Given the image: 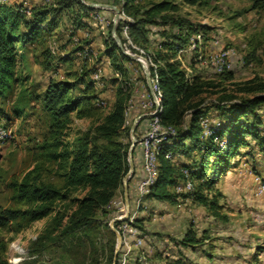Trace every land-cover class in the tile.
Segmentation results:
<instances>
[{
  "label": "trees",
  "instance_id": "16d2710c",
  "mask_svg": "<svg viewBox=\"0 0 264 264\" xmlns=\"http://www.w3.org/2000/svg\"><path fill=\"white\" fill-rule=\"evenodd\" d=\"M95 1L122 2L123 11L133 17L130 33L134 40L146 49L152 47V51L147 53L156 64L151 66V74L158 76L162 93L160 117L165 126L175 129L159 152L158 176L147 196L171 202L180 196L191 197L208 207L213 215L224 217L219 202L224 194L216 186L220 174L233 166L232 160L236 156L243 153L252 155L256 147L264 154V117L258 111L259 106L264 105V76L255 74L237 80L235 67L223 72L214 70L215 75L209 77L193 68L191 76H188L181 60L175 58L178 50L188 46L191 37L197 33L206 38L216 36L213 26L194 21L182 12L183 4L210 5L211 0ZM24 5L23 2L0 0V110L1 100L18 84L23 85L29 80L23 69L30 55L29 44L39 42L43 32L57 27L64 13L69 14L76 28L84 26L83 17L90 16L93 10L81 0H40L32 6V14L28 15L23 10ZM250 8L263 10L264 0H251ZM123 22L121 20L117 28L122 38ZM152 33L156 34L155 38ZM251 44L252 48L243 55L245 63L262 58L259 51L261 42L253 44L251 41ZM117 48L111 36L105 39V53L115 54ZM43 51L44 62L47 68H52L53 77L49 78L45 90L36 96L28 90L29 86H22L19 92L23 93L13 108L16 115H21L31 101L28 96L42 101L49 120L48 132L40 146L44 159L37 161L22 179L11 184L14 199L24 206L1 207L0 226L13 223L22 226L23 223L51 217L46 230L33 241L45 246L50 240L61 245L68 257L62 264H100L103 249L109 250L107 264H112L116 246L114 232L111 230L113 238L106 244L102 235L93 236L95 231H100V219L109 220L114 214L111 202L122 190L123 178L129 169L130 128L135 116H131V122L127 124L125 109L133 89L125 83L129 77L119 79L109 76L108 81L116 84L110 109L104 116H97L75 140H71L73 113H79L78 118L83 117L84 103H91L94 97H98L89 90L95 88V82L84 62L83 71L78 72L75 80L55 78L53 53L48 47ZM200 52L195 54L196 61H199ZM121 55L130 60L125 54ZM113 63L124 76L128 74L122 63ZM87 76H90L88 82ZM141 77L145 79L144 75ZM78 83H84V88L74 93L72 89ZM105 98L110 99L108 96ZM5 115L10 119L8 113ZM211 115L218 117L219 122L210 124L211 133L206 136L202 119ZM144 121L142 119L135 128L138 138L142 128L145 129ZM249 137L255 142H251ZM222 139L225 140L224 146L220 145ZM243 147L248 149L242 152ZM168 151H173L175 156L168 157ZM194 151L197 153L192 155ZM139 152L142 153L140 140L133 149L135 167ZM180 156L188 158L180 159ZM184 168L190 170L188 176ZM135 173L136 168L128 181L132 204L136 196L131 186ZM188 177L194 181L193 190L177 191L176 186ZM262 180L264 182V172ZM78 191L83 194H75ZM73 203L77 204L76 207L68 210ZM141 220L138 218L136 222L140 226ZM87 241L93 245L91 250ZM180 242L192 246L201 242L193 224ZM122 252L123 248L118 253L116 264L121 263ZM133 256L135 264H142L139 249ZM0 264H8L5 257L0 256Z\"/></svg>",
  "mask_w": 264,
  "mask_h": 264
},
{
  "label": "rangeland",
  "instance_id": "374dc122",
  "mask_svg": "<svg viewBox=\"0 0 264 264\" xmlns=\"http://www.w3.org/2000/svg\"><path fill=\"white\" fill-rule=\"evenodd\" d=\"M33 1L35 0H18L15 2H23L24 4L31 5ZM148 1L138 0L137 2L147 3ZM115 5L123 10L122 2ZM250 5L251 0H211L210 5L186 3L182 7V12L187 13L194 21L213 26L214 32H217L224 46H234L241 56L249 49V41H253V44L254 42H261V59L256 60L255 58L249 63L237 59L238 64L234 66L237 80H244L255 74L264 76V9L261 11L255 8L249 9ZM92 8L95 9V7ZM99 9L111 11L106 14L111 20V23L106 26V33L108 37L111 36L114 39L112 28L114 25L113 16L115 11L114 9H108L106 7H100ZM126 15L133 19L132 16ZM63 16L69 19V14H64ZM120 21L117 24V28ZM61 23L63 24L62 21ZM151 35L154 38L156 36L155 33ZM54 36V38H50L47 32H43L39 42L29 44L30 55L28 61L23 65L24 72L29 75V80L23 85L18 84L6 98L1 100L0 124H13L15 126V133L11 139L0 143V208L24 206L23 203H18L14 199V191L11 184L14 181L22 179L35 166L37 161L44 159L40 146L48 132L49 120L48 113L43 108L42 101L38 98H31V95L30 97L28 96L31 101H28L26 111L21 115H16L13 108L17 98L23 93L19 92L23 88L22 86H29L28 90L30 92L32 91V94L36 96V94L43 92L48 85L49 78L52 76V68L46 67L43 50L47 47L49 48L50 41L54 45V49H56L55 52H52V61L56 62L53 69L55 78L75 80L78 77V72L83 71V68L81 69L83 60L81 61L80 58L73 57L63 60L60 57L61 50L56 48L58 42L56 41V44H54V40L59 36V33H54ZM97 38L100 40L103 36L98 35ZM120 38L123 39L122 36ZM135 43L146 52L152 51V47L146 49L138 42L135 41ZM104 50H101V55L105 53ZM115 51L114 57L112 58L113 62L122 63V59L124 58L121 54L123 51L119 46ZM134 51L142 55L140 49L135 48ZM128 58L137 66H140L139 61L130 57ZM122 76L124 78L129 77L128 74ZM89 78L90 76H87L86 82H88ZM80 88H84V83H78L72 90L74 93L80 92ZM89 90L91 94H97L98 97H94L91 103H84V110L81 115L83 117L78 118L79 113H73L74 121L70 129L69 137L71 140H75L81 131L85 130L97 116H104L110 109L112 98L109 99L107 106H100L98 104V100L104 96L103 92L106 91V88H97L95 86L94 89L90 88ZM99 93L101 96H99ZM258 111L264 117V105H260ZM5 113H8L10 119H7L8 116ZM5 116L6 118H4ZM206 118H208L209 123L219 122L216 116H207ZM249 138L251 142H255L254 139ZM247 149L248 147H243L241 150L245 152ZM247 156L245 157V153L236 156L232 162H236L239 159L247 160V158L250 159V162L237 168L236 171H225L221 173L216 183V186L221 189L223 194L224 192L228 194L220 196L219 198L221 214H225L224 217L213 215L208 207L194 201L191 197L180 196L175 202L168 201L162 205L156 204V207L152 206L150 210H146L147 213H145V216L141 217V226L137 223L144 240L143 244L145 245V237L148 233L156 234L157 241V236H159L168 245L166 249H169L170 252L167 255L168 258H171L169 261L170 264H179L181 262L183 264L189 263L190 259L185 260V258H188L185 256L184 248L186 247L181 245L180 239L184 236L188 227L193 224L195 229L199 230L200 228L198 234L201 242L196 246L197 248L195 250L198 251V262L202 264L208 262L207 254L204 255L203 253H207L206 251L212 248L215 242H218L219 249L216 250L219 252V261L223 264H247L248 262H252V264H264V260L260 261L261 259H256L254 256L256 251L261 250V253H259L260 258H264V224L257 222L255 229H253L254 231H251L249 224L252 218L248 215L242 216L238 213H233L237 207L236 201L232 200L233 194L243 196L244 193H249L257 197V199H264V188H260L263 183L264 154L256 147L253 154ZM182 158L187 159L188 156H183ZM132 174L133 172L128 176V181ZM188 179L193 181L190 177ZM187 180L180 183L184 184ZM176 190L178 191L177 186ZM188 191L190 190L181 192ZM75 194L82 195L83 192L78 191ZM121 194H124V187L117 196ZM76 205V203H73L68 210L76 207ZM147 207L149 206L147 205ZM112 217L113 215L110 216L109 220L108 218H101L98 228L100 231H95V233H98L96 235L94 233L93 236L99 237L102 235L103 243L105 244L113 238L111 234L112 228L110 227ZM50 221L51 217H46L29 224L23 223L22 226L17 223L9 226H0V256L5 257L8 264H62L61 262L67 260L68 257L61 245L49 240L46 242L47 245L44 246L33 241L36 236L46 230ZM114 237L117 242L115 232ZM86 244L89 250L93 248L91 242L87 241ZM169 245H171L170 248ZM106 247L108 248V246ZM163 251L164 249L162 251L159 250V252L156 251V253L157 255L162 254ZM108 255V249H103L100 252V264L108 263ZM90 259L91 257H89L88 261ZM169 263L167 262V264Z\"/></svg>",
  "mask_w": 264,
  "mask_h": 264
},
{
  "label": "built area",
  "instance_id": "2783aa9c",
  "mask_svg": "<svg viewBox=\"0 0 264 264\" xmlns=\"http://www.w3.org/2000/svg\"><path fill=\"white\" fill-rule=\"evenodd\" d=\"M100 7H95L94 13L100 18V22L102 24L103 29L106 30V26L111 23V20L108 18L107 15L102 14L100 12ZM105 8V7H104ZM110 9V8H108ZM26 14H32V6L30 4H25L24 9ZM115 14V13H114ZM120 20L123 22L122 33H123V49L129 53H136L134 50L135 48L140 49L141 51V60L143 63L147 64L150 68L151 74V66H155L156 64L152 60V58L148 55V53L139 47L136 43L134 38L130 33V24L133 22L131 17H128L126 13L122 10L120 14ZM114 21V16H113ZM113 35V34H112ZM89 36V33L86 34ZM203 38L202 33H197L196 35L191 37L190 43L187 47H181L179 52H183L186 49H193L197 50L199 48V41ZM219 42L218 39L215 40ZM73 42L76 44L77 49L72 53L70 51H62V55L69 57V58H80L83 62L88 66L90 69V75L95 82V86L97 88H102L106 85L105 81V68L104 65L101 63V54L99 49L94 47L91 43H86L83 41V38L79 35L73 36ZM53 51L55 52L54 45L51 46ZM134 48V49H133ZM137 54V53H136ZM144 55V56H143ZM146 56V57H145ZM148 58V59H147ZM235 58L240 61H243L244 58L241 56L237 49L234 46H223L217 50H212L210 52H200L199 54V62L202 65L212 67L216 72H223L226 69L233 68L235 66ZM142 62L139 61L140 66L137 67L134 74L135 76L132 77L131 80L125 81L126 84L130 85L132 82L136 84H141L146 87V89L141 92L137 93L134 90L131 93V96L128 100V105L125 109L126 115V123L131 122V113L133 108L135 107V103L137 97H139V104L142 109V112L137 114L133 120L132 124L136 119L143 113H151L152 115L149 117H144L138 120V123L145 119V129L141 134V137L138 138L136 136L137 141L140 140L141 148H142V158H143V169L145 175L139 181L137 188H136V196L134 203L130 202L129 207V214L124 220L117 221L115 226L117 230L121 233L123 238L122 247V260L120 264H127L129 256L133 252L134 248L137 247L140 250V259L142 264H149V257L147 250L143 247V237L140 234V227L137 225L138 215L141 211L147 210V205L145 204V198L147 197L148 193L150 192L153 184L156 182L158 171H159V162H158V155L163 146V144L169 140V137L174 134L175 129L173 126H165L162 123L160 117V111L162 109L161 106V90L158 86V76L155 74L152 76V86L150 87L147 81L145 68L142 65ZM83 66L81 67V69ZM187 75L191 76L192 69L187 67ZM142 72L141 76L144 75L145 79H143L139 74ZM122 71L120 69L115 70L114 76L119 79H122ZM98 104L100 106H107L109 104L108 98H101L98 100ZM137 123V125H138ZM202 124L204 126V135H208L211 133L210 124L208 118L204 117L202 119ZM136 125V126H137ZM132 126V125H131ZM15 133V126L13 124L2 123L0 124V143L5 142L6 140L11 139ZM217 140V139H216ZM136 141V142H137ZM131 143H132V134H131ZM220 145H225V140H220ZM168 157H174L175 153L173 151L167 152ZM183 171L188 176L190 170L188 168H184ZM263 182V181H262ZM194 188V182L191 179H188L187 182L184 184L179 183L177 185L178 191H186L192 190ZM261 189L264 188V182L260 186ZM111 206L114 207V214L113 217H124L126 216L127 205H126V198L124 194H121L115 197L112 202ZM179 264H183L182 262Z\"/></svg>",
  "mask_w": 264,
  "mask_h": 264
},
{
  "label": "crops",
  "instance_id": "0c3cea01",
  "mask_svg": "<svg viewBox=\"0 0 264 264\" xmlns=\"http://www.w3.org/2000/svg\"><path fill=\"white\" fill-rule=\"evenodd\" d=\"M3 1H10V2H15L18 0H3ZM40 0H35L33 1V3L31 4V6H33L36 2H38ZM95 1V0H94ZM102 2V1H101ZM95 9H93L90 13V16H86L83 17V22H84V26L82 27H76L74 28L72 19L69 17V19H66V16H62L60 19V22L58 24L57 27H55L53 30L51 31H46L50 38H54V33H59V36L56 38V40H54V44H56V41L58 42V46L56 47L57 49L59 48L61 50V56L62 55V51H70V52H74L78 46H76V44L73 42V36L74 35H79L80 37L83 38V41L86 43H91L94 47H96L97 49L101 50L105 49V39L108 38L106 30L103 29L102 24L100 22V18L94 13ZM100 12L102 14H108L111 11L110 10H104V9H100ZM65 14V13H64ZM61 21L63 22V24L61 23ZM89 33V36H86V34ZM100 33V34H99ZM102 35L103 38H100V40L97 38V36ZM218 39L219 42H216L215 40ZM53 42V41H52ZM249 46L248 48L251 49L252 48V44L249 41ZM53 44H49V48L51 49L52 52V46ZM224 44L222 43L221 39L219 38V35H217L214 37H209L206 38L205 36H203V38L199 41V48L197 50H193V49H186L183 52H179L176 55L175 58L181 60L183 66L185 68L189 67L191 69L195 68L197 70V72H199L201 75L209 77V76H213L215 75V71L212 67L209 66H205L202 65L199 61H196V57L195 54L197 51H202V52H210L212 50H217L221 47H223ZM187 47V46H186ZM251 47V48H250ZM259 51H261V49H259ZM66 57V56H65ZM114 54H108V53H103L101 55V63L104 65L105 68V81H106V91L103 92L104 97H112L114 94V82H109V76L110 77H114V72L115 70H117V68H115L114 63H113V58ZM67 59H70L69 57H66ZM66 60V59H65ZM235 60V66L238 64V60L237 58L234 59ZM82 61V60H81ZM122 64L124 65V67H126L128 69V76H129V80L132 79V77L135 76L134 72L137 69V65L135 63H133V61L128 60V59H122ZM195 67H193V66ZM142 72H140V76H141ZM104 86V87H105ZM132 89L137 92V93H141L143 92L146 87L141 85V84H136L135 82L131 84ZM103 88V87H102ZM139 97H137L136 103H135V107L132 110L131 116H136L137 114H139L140 112H142V109L140 107L139 104ZM212 116V115H211ZM142 133H143V128H142ZM192 155H195V151L193 152ZM248 154H245V157ZM183 156H180V159ZM245 159V158H244ZM134 160V159H133ZM250 159L247 158V160H242L239 159L236 162H234L233 166L231 167V169H229L228 171H236L237 168H240L242 165H244L245 163H249ZM136 168V173L134 178L132 179L131 182V186H132V190L133 193H135L136 195V188L137 185L139 183V181L142 179V177L145 175L144 169H143V158H142V153L139 152L136 156V167H135V162H134V169ZM218 187V186H217ZM128 192H129V186H128ZM226 192H224V196L228 195L225 194ZM245 198H244V197ZM243 196H239V194H233L232 196V200L236 201V205L237 207L234 209L233 213H238L240 215H248L249 217L252 218V220L250 221L249 224V228L251 229V231H254L253 229H255V224H257V222H260L261 224H264V199H257V197H254L253 195L249 194V193H244ZM167 200H162V199H158L155 197H151V196H147L145 198V204L148 205L149 207H147V210H150V207H156V204L158 205H162L164 203H167ZM146 210H143L139 213L138 218H141L142 216H145ZM200 230V228H199ZM199 230H197V232L199 233ZM158 237V241L156 240V234H150L148 233L145 237V245H143V247L147 250L148 252V257H149V264H167V262L169 263V261L171 260V258L167 257V255L170 253L169 249L167 248V244H165L161 239V237ZM183 246H185L186 248H184L185 250V256L188 258L186 259H190L189 263H185V264H202L201 262H198L199 260L197 259V255H198V251L196 250V246H192V245H185V244H181ZM171 245H169L170 248ZM139 248L135 247L133 252L131 253V255L129 256L128 259V263L127 264H135L134 262V253L138 250ZM162 251V249H164L163 253L158 254L156 253V251L159 252V250ZM216 249H219V245L218 242H215V244H213L212 248H209V250H207V253H203L204 255H206L208 257V262H205V264H223L222 262L219 261V257H218V253ZM261 250L256 251L254 256L255 258H259L261 259L260 261H263L264 258H260V254ZM170 264V263H169ZM178 264V263H176ZM247 264H252L251 263H247Z\"/></svg>",
  "mask_w": 264,
  "mask_h": 264
},
{
  "label": "water",
  "instance_id": "95a60500",
  "mask_svg": "<svg viewBox=\"0 0 264 264\" xmlns=\"http://www.w3.org/2000/svg\"><path fill=\"white\" fill-rule=\"evenodd\" d=\"M81 1L84 2L86 5H88L89 7H106V8L114 9V11H115V14H114V25H113V28H112V34H113L114 39L116 40L118 46L120 47V49L123 51L124 54H126L128 57H130L132 59H135L137 61H141L142 62L141 56L139 54L129 53V52H126L123 49L122 39L120 38V36H119V34L117 32V24H118V22L120 20V14H121L122 9L120 7H118L117 5H115V4L108 3V2H100V1L88 2L86 0H81ZM142 65L145 68L147 81H148L149 86L151 87L152 86V80H151L150 68H149V66L147 64H145L143 62H142ZM151 115H152L151 113H143L139 117V119L144 118V117H149ZM139 119H136L133 122L132 126H131V130L130 131H131V134H132V143L130 145L129 152H128L129 169H128V172L125 174V176L123 178L124 195H125V198H126V205H127L126 216H124V217H114V218H112L110 220V227L112 228V230L115 232V234L117 236V242H116L115 251H114V260H113L112 264H116V259H117L118 253H119V251H120V249L122 247V243H123L122 235L117 230V228L115 226V223L117 221L124 220L127 217V215L129 214L130 202H129V192H128V176L130 175V173H132L134 171L133 149H134V146H135L136 141H137L136 136H135L134 133H135V128H136V125H137Z\"/></svg>",
  "mask_w": 264,
  "mask_h": 264
}]
</instances>
